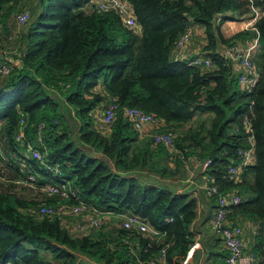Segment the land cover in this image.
Instances as JSON below:
<instances>
[{"label":"trees","instance_id":"1","mask_svg":"<svg viewBox=\"0 0 264 264\" xmlns=\"http://www.w3.org/2000/svg\"><path fill=\"white\" fill-rule=\"evenodd\" d=\"M125 1L139 32L125 27L118 12L99 11L92 0H38L33 15L21 9L23 0H0V33L22 27L14 60L0 53V65L12 67L0 77V176H22L15 161L26 149L17 140L25 118L28 142L44 155L43 163L29 158L28 172L47 176L51 184L68 182L103 213L137 215L160 237L125 230L115 217L81 231L69 218L38 214L41 206L72 201L44 193L42 200H29L8 183L0 192V264H150L163 248L167 264H183L197 238L199 203L210 206V215L219 196L232 192L242 202L230 209L228 221L257 230L254 251L264 264V15L256 23L260 79L246 89L233 62L216 47L232 43L221 33L223 15L249 14L247 0ZM257 6L264 14V0ZM26 11L30 19L21 25L17 17ZM198 26L207 40L198 57L208 58L210 68L176 59L179 39ZM108 98L119 105L111 126L102 122ZM129 108L154 115L155 132L172 133L175 149L138 132L125 115ZM41 123L43 145L34 141ZM251 147L254 164L240 182L231 181L228 169L238 151ZM191 160L211 162L202 175L211 177L217 194L195 197L175 183ZM48 167H58L60 176ZM217 242L207 249V260L227 264L228 253ZM200 257L196 251L194 261Z\"/></svg>","mask_w":264,"mask_h":264},{"label":"built area","instance_id":"2","mask_svg":"<svg viewBox=\"0 0 264 264\" xmlns=\"http://www.w3.org/2000/svg\"><path fill=\"white\" fill-rule=\"evenodd\" d=\"M249 4L250 13L245 16L249 19L248 30L254 33L253 43L246 48H243L239 43H233L223 55L227 60L234 64L235 71L239 83L246 89L254 88L260 79V73L255 64L254 57L260 46V31L256 27V23L263 17L262 9L257 6L258 0H247ZM97 4L99 11L108 12L116 11L123 19V24L129 30L136 32L140 31L139 24L133 13L132 6L125 0H92ZM30 19L29 12H24L17 17L19 24H26ZM221 18L218 19V22ZM194 36V28H189L185 34L179 39L177 43V56L179 61L192 60V64H201L207 68L212 66V62L208 58L198 57L202 53L191 49L192 39ZM12 72V67L8 63L0 65V77H7ZM119 112V105L113 98H108L103 111L102 122L111 126ZM125 115L130 119L134 128L143 135L152 137L156 145H163L170 150L175 149V136L172 133L155 132L157 118L140 109L129 108L125 110ZM46 125L39 124L34 140L39 145H43L44 133ZM251 130L249 133L251 134ZM27 120L21 119V128L18 133L17 140L26 144V150L30 157L40 163L44 162V155L36 148L34 144L28 142L27 139ZM252 141V138H250ZM238 161L233 162L228 169V177L231 181L240 182L244 172L247 168L254 164L255 156L253 148L240 149L237 154ZM202 173L210 166V161L198 162ZM49 172L54 176H60L58 167H48ZM25 182L36 185L37 180L34 175L28 176ZM212 182L211 177H205V191L208 195L218 193L216 186H210ZM38 189L45 193L50 198H59L63 201H72V204H57L55 206H41L38 214L42 217H52L55 215L70 218H87L89 221L88 227L91 229H99L103 226L105 220L110 217H115L121 221V226L125 230L137 231L141 234L151 235L152 238L160 237V234L151 229L148 224L139 216L132 214L114 215L111 213H103L95 206H91L82 201L74 188L68 183L39 185ZM182 193L181 190L178 191ZM242 202L241 196L237 192H232L226 195H220L217 202L215 214L211 218L210 226L212 231L220 233L223 238V247L228 253L227 264H259V258L253 249L248 250L246 242L247 236L255 237L257 230L249 228L250 225L235 224L231 225L228 221V215L232 207L239 206ZM78 229L86 231L85 227L79 225ZM201 249V242L196 240L191 246L186 259L183 264H193L194 254ZM150 264H167V248H163L158 255L150 262Z\"/></svg>","mask_w":264,"mask_h":264},{"label":"crops","instance_id":"3","mask_svg":"<svg viewBox=\"0 0 264 264\" xmlns=\"http://www.w3.org/2000/svg\"><path fill=\"white\" fill-rule=\"evenodd\" d=\"M222 26H221V33L224 37L225 40H232V43H230L229 45L223 44L221 42L217 43V47H216V52L218 54H226L227 50L232 46L233 43H239L243 48L249 47L253 41H254V33L252 31L248 30V26H249V19H247L246 16L241 17L239 14H233V13H226L223 15V21H222ZM247 32L250 33V35H246L243 36L241 39L239 40H234V38L239 35V34H246ZM207 46V40H206V36H205V30L204 28L198 26L194 29V36L192 39V44H191V49L195 50V52H199L202 48H205ZM223 56V55H222ZM21 157H17L16 161H15V167L17 168V170H19L22 173L21 178H17V179H13V177H7V178H0V192H4L5 191V184L11 183V184H15L16 187H14V193H16L18 196L20 197H25L29 200H35V199H39L42 200V196H43V192L40 193L37 188L39 185H47V184H51L48 182L49 178L47 176L42 175H34L33 172H28V167L26 165V163L29 161L30 158V154L27 152L26 149H23L21 151ZM195 162V160H192ZM196 166L193 169V179H191L189 181V186H185V191L192 193V196L197 197L198 193H202L204 196L205 193V183L203 182V179L205 178V176H203L202 174V170L201 167L199 165L198 162H195ZM30 175H34L36 177L37 183H36V187L34 188L32 186L26 185L24 182L25 180H27L28 176ZM202 175V178H201ZM197 179V181H195ZM20 183V184H18ZM185 185V184H184ZM194 186L196 188L199 189V191H191L192 188H194ZM45 194V193H44ZM210 206H208V204L204 203L203 201H201L199 203V217L198 220L196 221V223L194 224L193 228L196 231V235H198L199 233L205 234L206 230H205V224L208 225V230H210V233H213L215 235H211V239L208 240L207 243H204L203 239H199L198 237L196 238V240L201 242V249H199V253H201V257L199 258V262L198 261H194L193 259V264H213V258L211 260H207V249H210L211 246L215 247V245L218 244L217 241L220 240V249L222 251H226L223 247V238L222 235L220 233L214 232L211 229L210 226V221L211 218L213 217V215L215 214L216 209H213V212L209 215L208 213V209ZM250 225V224H249ZM249 228H253L251 225ZM200 236V235H199ZM246 242L248 245V250L253 249L254 248V238L253 236H247L246 238ZM224 249V250H223ZM227 252V251H226Z\"/></svg>","mask_w":264,"mask_h":264},{"label":"rangeland","instance_id":"4","mask_svg":"<svg viewBox=\"0 0 264 264\" xmlns=\"http://www.w3.org/2000/svg\"><path fill=\"white\" fill-rule=\"evenodd\" d=\"M22 7L23 8H21V9H23V10L29 9L33 15L35 8H38V0H23ZM21 28L22 27H18L15 25V27H13L9 33L4 32V31H2V33H0V47H2V50H0V53L2 54V52H4V54H2V55L5 57V59H7V61L8 60L9 61L14 60L13 55L16 53L17 46L20 47L22 45V40L20 38V35L22 33ZM10 35L13 36L12 41H8V36H10ZM4 57H3V59H4ZM195 162L191 160L190 163H187L185 165V168L175 178V183L178 186H189V184H190L189 181L191 179H193V171H194L193 169L196 166ZM0 178H1V176H0ZM3 178L4 177H2V179ZM195 181H197V179ZM22 183H25L26 185L37 188L35 185L29 184L25 181ZM18 184H20V183H18ZM183 184H185V185H183ZM39 192L42 193L41 191H39ZM53 206H55V205H53ZM66 218H69L71 221V224L76 226L77 228L79 225H81V226L85 227V230H90V228L88 227L89 221L87 218H81V217L80 218L66 217ZM205 225H206L205 226L206 233L205 234L199 233L198 235H196V237H198L200 240L203 239L204 243H207L208 240L212 238L211 235H215V234L210 233L209 232L210 230H208V225L207 224H205Z\"/></svg>","mask_w":264,"mask_h":264}]
</instances>
